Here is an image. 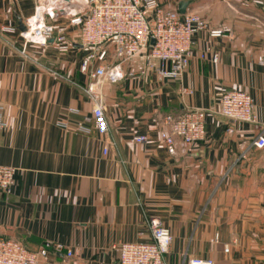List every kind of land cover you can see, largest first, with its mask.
Here are the masks:
<instances>
[{
	"label": "crops",
	"instance_id": "0c3cea01",
	"mask_svg": "<svg viewBox=\"0 0 264 264\" xmlns=\"http://www.w3.org/2000/svg\"><path fill=\"white\" fill-rule=\"evenodd\" d=\"M74 1L51 16L55 0H0V165L16 168L11 191H0V236L33 252L61 243L43 264H116L114 245L150 241L148 220L158 218L172 234L168 264L193 256L264 264V147L253 145L264 135V0H158L177 11L188 1L187 12L227 34L196 32L177 80L142 58L121 63L120 79L98 83L103 135L93 129L89 71L115 60L81 71L91 48L69 24L82 8ZM36 21L52 26L45 44L24 35ZM232 89L252 96L253 122L219 114L221 94ZM194 108L207 110L204 138L176 139L168 153L158 135L164 116ZM137 134L147 141L132 142Z\"/></svg>",
	"mask_w": 264,
	"mask_h": 264
},
{
	"label": "built area",
	"instance_id": "2783aa9c",
	"mask_svg": "<svg viewBox=\"0 0 264 264\" xmlns=\"http://www.w3.org/2000/svg\"><path fill=\"white\" fill-rule=\"evenodd\" d=\"M81 6L80 11L72 14L69 19L70 25L78 27L82 46L91 48L89 55L81 62V71L88 72L93 60L103 62L108 56L115 60V64H99L89 71L93 81L87 92L93 106V129L102 135L108 132V123L98 83L104 79L113 82L120 79L121 63L142 58L146 67L154 70L160 78L177 80L189 63L196 32L205 31L213 38L227 34L226 27H210L196 12L186 11L181 14L175 8L164 7L158 0H82ZM63 7H67L64 1L55 0L47 13L54 16L52 9ZM262 9L264 12V5ZM27 25L30 27L24 32L26 38L45 44V34L52 31V26H44L38 21L34 26L33 23ZM61 32L59 29L56 38L59 42L64 40ZM212 59H217L215 54ZM182 92L189 91L184 88ZM206 112L204 108H194L177 116H164L158 135L168 153H174L176 139L184 144H193L204 138ZM219 114L233 121L253 122L254 100L246 90L224 91L220 96ZM3 123L0 115V127ZM79 129L90 132V129ZM130 139L132 142L145 143L148 137L137 134ZM253 145L263 148L264 135L259 134ZM103 151L106 152L107 149L104 148ZM15 172V167L0 165L1 192L11 191L15 184ZM148 228L151 233L150 241L121 242L114 245L118 255L116 264H168L165 256L172 241L171 232L158 218H150ZM63 248L61 243L46 242L33 252L17 240L0 236V264H43L41 261L47 259L51 250L61 251ZM227 251L228 247H225L224 252ZM67 255L71 256L70 250H67ZM186 264L223 263L211 257L193 256Z\"/></svg>",
	"mask_w": 264,
	"mask_h": 264
},
{
	"label": "water",
	"instance_id": "95a60500",
	"mask_svg": "<svg viewBox=\"0 0 264 264\" xmlns=\"http://www.w3.org/2000/svg\"><path fill=\"white\" fill-rule=\"evenodd\" d=\"M62 1L65 2L67 7H71V6L76 4L75 1H71V0H62ZM187 5H188V1H179L178 2V12L181 13V14H184L186 12ZM67 7L53 8L51 12L54 15L65 14V13L68 12V8ZM18 28L21 29V30H25V25H24V23H23V21H22V19L20 17L18 18ZM153 42H154V40L152 39L151 43H153Z\"/></svg>",
	"mask_w": 264,
	"mask_h": 264
}]
</instances>
